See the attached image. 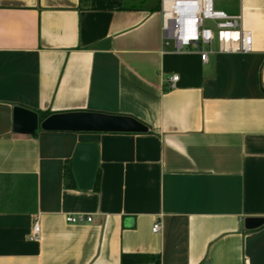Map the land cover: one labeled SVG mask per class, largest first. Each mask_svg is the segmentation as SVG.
Here are the masks:
<instances>
[{
	"label": "crops",
	"instance_id": "obj_1",
	"mask_svg": "<svg viewBox=\"0 0 264 264\" xmlns=\"http://www.w3.org/2000/svg\"><path fill=\"white\" fill-rule=\"evenodd\" d=\"M120 2L0 0V264H264V225L244 227L264 217V0L218 9L241 13L251 50L216 45L205 62L163 45L159 0ZM15 106L128 115L148 131L18 132ZM82 143L98 147L97 190L65 185ZM74 213L92 220L66 222Z\"/></svg>",
	"mask_w": 264,
	"mask_h": 264
},
{
	"label": "built area",
	"instance_id": "obj_2",
	"mask_svg": "<svg viewBox=\"0 0 264 264\" xmlns=\"http://www.w3.org/2000/svg\"><path fill=\"white\" fill-rule=\"evenodd\" d=\"M159 13L162 43L164 46L171 45L175 52L192 48L205 62L208 54L213 52L214 41L219 53H247L251 50V37L242 29L241 13L228 14L215 9L213 0H159ZM207 23L213 27L207 26ZM177 80V75L167 79L171 87ZM91 220L92 217L84 213L65 215V221L72 224ZM159 229V223L155 222L152 232L156 233ZM38 236L39 225L35 221L30 238L37 240Z\"/></svg>",
	"mask_w": 264,
	"mask_h": 264
},
{
	"label": "water",
	"instance_id": "obj_3",
	"mask_svg": "<svg viewBox=\"0 0 264 264\" xmlns=\"http://www.w3.org/2000/svg\"><path fill=\"white\" fill-rule=\"evenodd\" d=\"M12 128L18 132L67 131L81 133H144L148 127L140 120L128 116L92 111H69L51 113L39 121L38 113L21 106L12 111ZM98 167V147L95 143L76 146L71 161V172L76 186L91 190ZM264 225V217H249L244 221L247 230ZM208 264V263H204Z\"/></svg>",
	"mask_w": 264,
	"mask_h": 264
},
{
	"label": "trees",
	"instance_id": "obj_4",
	"mask_svg": "<svg viewBox=\"0 0 264 264\" xmlns=\"http://www.w3.org/2000/svg\"><path fill=\"white\" fill-rule=\"evenodd\" d=\"M81 3H84V6H89L93 9H112V8H121L120 0H80ZM39 121L43 120L45 117L51 113L48 111H37ZM39 129V128H38ZM64 180L65 185L75 187L74 178L71 172V161H68L64 168ZM99 177L96 175L94 182V190L98 189ZM152 263L160 264L158 255H148V254H122L120 257V264H142V263Z\"/></svg>",
	"mask_w": 264,
	"mask_h": 264
},
{
	"label": "rangeland",
	"instance_id": "obj_5",
	"mask_svg": "<svg viewBox=\"0 0 264 264\" xmlns=\"http://www.w3.org/2000/svg\"><path fill=\"white\" fill-rule=\"evenodd\" d=\"M230 0H213V6L215 9L225 8L229 5ZM207 26L213 27L211 23H207ZM216 41L213 42V47H216Z\"/></svg>",
	"mask_w": 264,
	"mask_h": 264
}]
</instances>
